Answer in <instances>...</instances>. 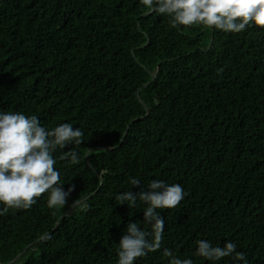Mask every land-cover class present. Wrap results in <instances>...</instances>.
Segmentation results:
<instances>
[{
  "label": "trees",
  "instance_id": "1",
  "mask_svg": "<svg viewBox=\"0 0 264 264\" xmlns=\"http://www.w3.org/2000/svg\"><path fill=\"white\" fill-rule=\"evenodd\" d=\"M146 12L139 0H0V112L84 134L79 163L61 158L74 145L53 153L64 190L75 186L65 208L44 194L0 215V264H117L128 223L150 230L142 203L115 199L140 191L132 177L186 194L157 210L161 249L135 264H169L164 249L213 264L194 255L201 239L264 264V29L172 28Z\"/></svg>",
  "mask_w": 264,
  "mask_h": 264
},
{
  "label": "clouds",
  "instance_id": "2",
  "mask_svg": "<svg viewBox=\"0 0 264 264\" xmlns=\"http://www.w3.org/2000/svg\"><path fill=\"white\" fill-rule=\"evenodd\" d=\"M150 14L152 12L169 18L172 28L179 26H203L225 33H240L249 26L264 29V0H139ZM83 132L69 123H62L52 129L41 125L36 115L27 116L20 112H0V215L10 209H30L42 195L47 194L49 209L59 210L68 205V198L75 190L73 185L67 191L60 184V172L56 170L53 153L69 145L74 147L61 157L70 164L79 163L76 150L83 142ZM131 186L140 188L116 196L118 205L127 204L132 209L144 205V219L147 229L141 223L129 222L118 244L117 264H135L161 249L165 221L158 209H175L185 197L183 186L168 184L163 180H152L147 190L139 179H129ZM76 199L70 205L75 209L82 205ZM55 214V213H54ZM44 239V237H42ZM194 253L215 262L233 257L248 264L245 254L237 251L235 243L229 241L213 246L207 240H197ZM163 255L169 257V264H194L190 258L181 259L170 249Z\"/></svg>",
  "mask_w": 264,
  "mask_h": 264
}]
</instances>
